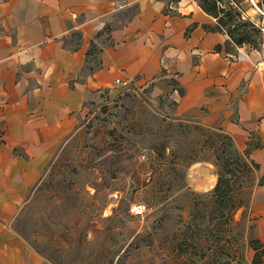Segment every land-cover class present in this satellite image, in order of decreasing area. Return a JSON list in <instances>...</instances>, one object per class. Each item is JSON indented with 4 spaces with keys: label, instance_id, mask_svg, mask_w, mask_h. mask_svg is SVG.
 Segmentation results:
<instances>
[{
    "label": "rangeland",
    "instance_id": "obj_1",
    "mask_svg": "<svg viewBox=\"0 0 264 264\" xmlns=\"http://www.w3.org/2000/svg\"><path fill=\"white\" fill-rule=\"evenodd\" d=\"M207 2L229 50L264 53V0ZM175 90L174 78L135 80L86 103L14 217L33 250L52 264L259 263L251 212L264 175L218 126L178 115ZM219 174L236 210L211 194Z\"/></svg>",
    "mask_w": 264,
    "mask_h": 264
},
{
    "label": "crops",
    "instance_id": "obj_2",
    "mask_svg": "<svg viewBox=\"0 0 264 264\" xmlns=\"http://www.w3.org/2000/svg\"><path fill=\"white\" fill-rule=\"evenodd\" d=\"M214 26L197 0H0V264H52L14 217L86 103L116 79L174 78L176 113L250 146L264 175V53L229 50ZM251 215L264 248V185Z\"/></svg>",
    "mask_w": 264,
    "mask_h": 264
},
{
    "label": "trees",
    "instance_id": "obj_3",
    "mask_svg": "<svg viewBox=\"0 0 264 264\" xmlns=\"http://www.w3.org/2000/svg\"><path fill=\"white\" fill-rule=\"evenodd\" d=\"M197 1L199 3L200 8L206 14H208L209 16H211L213 18L215 17V13H214V11H215V4L214 3L215 2H213L209 6L207 0H202V2L200 0H197ZM212 29L221 31L219 28H216L215 26ZM222 32L227 35V33H225L224 31H222ZM227 37H228V35H227ZM227 44H229L228 40H227ZM236 46H242V45H236ZM253 49H257V48H253ZM245 151L249 155L250 146ZM252 163L255 167L259 168L258 165H256L253 161H252ZM233 192H234V190H233L232 186H230L229 178L225 177L223 174H219V178L217 180V183L215 184V186L213 187V189L211 191L212 196H214L216 198H222L225 195H228V198L231 200L232 210H236L239 207V204L235 201V199L233 197L234 196ZM255 249H256V252H258L259 250L261 251V252H259V257L257 256V259H259L258 264H261V256L264 254V248L261 245L259 247L257 246Z\"/></svg>",
    "mask_w": 264,
    "mask_h": 264
},
{
    "label": "built area",
    "instance_id": "obj_4",
    "mask_svg": "<svg viewBox=\"0 0 264 264\" xmlns=\"http://www.w3.org/2000/svg\"><path fill=\"white\" fill-rule=\"evenodd\" d=\"M129 82H126V81H123L121 82L120 80L116 79L115 80V85H125V84H128ZM145 209L144 206L142 205H137V206H133L131 208V211L132 212H135V213H138V214H141L143 212V210Z\"/></svg>",
    "mask_w": 264,
    "mask_h": 264
}]
</instances>
